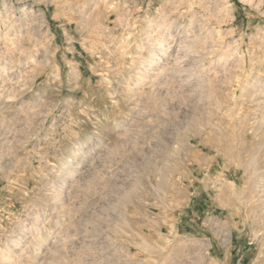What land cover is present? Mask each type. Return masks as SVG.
<instances>
[{
    "label": "rangeland",
    "instance_id": "rangeland-1",
    "mask_svg": "<svg viewBox=\"0 0 264 264\" xmlns=\"http://www.w3.org/2000/svg\"><path fill=\"white\" fill-rule=\"evenodd\" d=\"M0 264H264V0H0Z\"/></svg>",
    "mask_w": 264,
    "mask_h": 264
}]
</instances>
